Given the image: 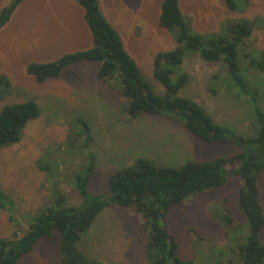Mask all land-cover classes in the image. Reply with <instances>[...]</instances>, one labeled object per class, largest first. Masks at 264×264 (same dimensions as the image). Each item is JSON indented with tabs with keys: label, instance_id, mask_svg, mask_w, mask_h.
<instances>
[{
	"label": "rangeland",
	"instance_id": "rangeland-1",
	"mask_svg": "<svg viewBox=\"0 0 264 264\" xmlns=\"http://www.w3.org/2000/svg\"><path fill=\"white\" fill-rule=\"evenodd\" d=\"M11 1L0 0V12ZM163 1L100 0L126 49L160 93L164 87L154 79L155 57L178 45L176 33L159 24ZM181 7L192 29L205 35L221 33L232 19L264 18V0H250L248 6L240 1L238 8H247L244 12L231 10L225 0H182ZM82 13L76 1L26 0L0 29V76L11 84L9 91L0 86V112L6 105L28 100H36L41 109L19 143L0 148V181L13 203L11 211L0 208V238L23 237L34 217L53 205L57 190L68 196L70 204L80 205L83 198L75 187V176L93 156L95 172L88 189L92 195H102L110 192V177L139 157L178 166L189 159L210 160L239 152L236 144L202 142L172 118L131 119L120 78L100 79V63H77L44 83L29 76L30 63L55 61L94 46ZM251 42L264 51V26L255 30ZM185 67L191 76L182 92L185 96L201 103L217 122L234 126L244 135L254 133L257 122L251 107L244 99L228 96L226 86L218 81L226 71L220 63L191 55ZM247 80L260 90L264 109V76L253 74ZM79 118L89 126L91 147ZM241 186L240 178L231 179L225 188L194 196L171 210L169 229L177 238L181 259L188 264H242L249 226L239 206ZM260 186L264 206V172ZM228 212L232 224L226 221ZM260 239L264 242V230ZM146 244L141 213L113 205L99 215L79 247L109 264H146ZM19 264H62L60 235L41 241Z\"/></svg>",
	"mask_w": 264,
	"mask_h": 264
},
{
	"label": "trees",
	"instance_id": "trees-1",
	"mask_svg": "<svg viewBox=\"0 0 264 264\" xmlns=\"http://www.w3.org/2000/svg\"><path fill=\"white\" fill-rule=\"evenodd\" d=\"M26 0H12L0 12V29L6 27L18 8ZM76 1L85 11L94 46L68 53L55 61L30 63L27 74L39 83L59 78L72 65L81 62L100 63L102 80L118 76L123 96L129 101L127 112L131 119L143 115L165 116L179 121L196 138L209 145H233L239 152L210 160L189 159L185 163L161 165L154 159L139 157L132 165L110 177L109 194L92 195L89 183L95 172L94 156L90 164L75 176V187L83 198L80 205H72L68 196L56 191L53 205L36 215L29 231L23 237L0 238V264H19L31 254L41 241H51L60 235L62 264H109L89 256L79 247L84 235L91 230L99 215L108 207L136 208L143 217L147 236L146 264H188L178 256L179 243L169 229V213L188 199L227 186L231 179L240 178L239 206L249 226L246 248L242 250V264H264V206L261 201L260 175L264 172V109L260 106V90L252 87L247 76H264V51L255 49L251 38L257 28L264 26V18L232 19L221 33L195 32L185 18L182 0H164L159 24L176 33L177 46L157 54L154 61V79L157 87L144 76L137 61L126 49L118 30L109 22L100 0ZM225 0L233 11L239 2ZM238 2V3H237ZM191 55L204 61L220 63L225 68L219 77L228 96L246 100L256 118L257 127L251 135H244L234 126L215 120L198 101L182 92L191 76L185 62ZM251 72L249 75L246 74ZM216 77V76H215ZM216 79H218L216 77ZM262 80V79H261ZM10 90V81L0 76V86ZM214 95L218 91H211ZM3 91H0V100ZM41 115L36 100L6 105L0 112V148L19 143L29 123ZM86 142H93L88 124L79 118ZM13 203L4 193L0 181V208L12 210ZM228 224L234 222L230 212Z\"/></svg>",
	"mask_w": 264,
	"mask_h": 264
},
{
	"label": "crops",
	"instance_id": "crops-1",
	"mask_svg": "<svg viewBox=\"0 0 264 264\" xmlns=\"http://www.w3.org/2000/svg\"><path fill=\"white\" fill-rule=\"evenodd\" d=\"M82 10H83V12L84 13H82L83 15H85V11H84V9L82 8ZM85 19V18H84ZM85 21V20H84ZM87 24V23H86ZM90 30V29H89ZM90 33V35H92V33H91V31L89 32Z\"/></svg>",
	"mask_w": 264,
	"mask_h": 264
}]
</instances>
